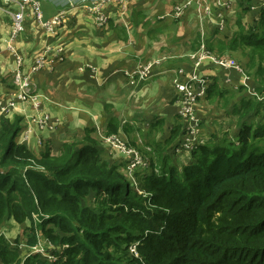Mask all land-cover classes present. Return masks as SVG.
<instances>
[{"label":"trees","instance_id":"16d2710c","mask_svg":"<svg viewBox=\"0 0 264 264\" xmlns=\"http://www.w3.org/2000/svg\"><path fill=\"white\" fill-rule=\"evenodd\" d=\"M213 46L242 50L264 94V6L255 27ZM260 102L242 101L234 113H258ZM23 119L0 115V230L7 219L29 221L26 247L38 243L40 232L64 249L52 261L38 254L22 259L0 235L1 264H264V146L255 144L264 138L263 118L243 123L235 145L200 144L182 168L169 164L159 144L143 146L149 171L136 169L132 180L100 156L91 130L63 142L57 154L49 144L35 154L17 140ZM118 128L133 130L112 117L107 132ZM91 193V204H83ZM135 241L136 256L129 251Z\"/></svg>","mask_w":264,"mask_h":264},{"label":"crops","instance_id":"0c3cea01","mask_svg":"<svg viewBox=\"0 0 264 264\" xmlns=\"http://www.w3.org/2000/svg\"><path fill=\"white\" fill-rule=\"evenodd\" d=\"M72 1L75 0H41L40 6L43 20H48L52 16L60 13L61 23L58 26H54L52 30H46L36 25L33 17L28 15L23 36L21 34L13 42V46L17 49L14 48L15 51L9 48L10 21L0 9V75L3 78V81L0 83V98L2 100L15 96L11 90V86L7 84L8 79H4V73L12 70L16 64V52L18 53V50L21 51L26 46V49L31 50L32 53L34 52L35 55L46 45L52 48V51L45 56L47 58L46 63L48 66H51V69L43 68L30 76V87L34 94L37 93L42 97L40 99L41 104L38 103L39 105L35 107L29 102H22L20 98H16L13 101L15 109H11L12 111L8 112L6 116L12 117L16 114L22 116L26 121L27 115L37 114V112H34L35 110L39 111L44 108L52 116L50 121H53L55 119L54 116L60 115L58 112L60 109L59 106L61 105L57 100L64 101L63 98L65 97L68 98L66 103L69 105L72 103V98L76 95L75 91L71 88L73 87L74 89H80L82 91L81 95L84 98L87 89L93 90L94 96L101 99V101L96 100L98 105H101V109H95L94 111L97 113L90 112L89 114L93 116L94 121L100 119V114L102 116L106 115L107 119L111 113L119 112L115 110L112 104H116L118 107L120 106L118 102L121 101V99L116 101L110 100L107 98V95L114 94L116 98L118 95L120 97L128 96L124 87L128 85L127 89L129 93L131 85L126 71L131 69L130 66L132 65H130V62L137 61V59L160 57L156 51V42H159L160 49L165 48L164 50L167 51V54L173 55L174 53L182 52V50L187 51L188 47L195 46L193 48L195 49L199 46L200 42L208 46V43L217 40L227 41L239 30H247L249 26L255 27L259 12L264 6V0H200L202 4L199 6L200 8H196L193 6L194 0H192V6L185 8L180 16H173L172 12L174 8L187 0H155L156 3H154V0H130L127 2L129 9L128 7L123 9L124 7H118L112 4L108 6L105 4L102 12L107 14L109 22L107 24L105 23L102 27L98 26L101 28L94 31L96 13L86 8L88 3L83 6H75L72 4ZM207 4H210L209 8H206ZM58 49L60 51H57ZM184 54L182 52L180 55H176L178 59L173 60V63H175V67L183 66L189 70L191 69L189 60L187 58L179 59V56ZM161 55L166 57V55ZM169 56L167 55V57ZM25 60L28 61L29 58H25ZM128 60L131 61L128 62ZM163 70V66L155 69L154 75L147 78L148 80L150 78V82L148 80L140 82L142 86L137 84L138 90L143 88V91H145L147 89L146 84L150 87L149 96L144 100V103L148 102L150 107L148 113L151 116L157 115L160 112L167 113L162 118H156L157 123L155 120H149L151 121L147 125L150 128L149 133L155 136L156 134L152 133L154 130L152 128H156L158 122L172 123L173 117L175 119L176 115L178 116V120L181 119L175 106L172 105V98L174 97L175 91L170 78L171 69ZM243 75V73L231 71V82L227 84L222 79L218 80L217 76L215 78L213 77V84L210 85L208 91L210 94H213L215 90L214 85L217 83L219 85H227L220 86L221 90L227 87L230 89L231 87L229 85L232 86L233 90H238L241 86H247L246 78V85H240L237 89L233 87L239 83ZM67 77H69V80H73V83H67L64 86L61 82L65 81ZM15 87L16 85H14ZM255 90L256 86L252 87V91L249 88L250 98H246L245 100L252 99L260 102L256 95H262V93ZM6 91L9 94H6ZM83 102L84 104L86 103V101ZM236 107L233 104L228 109V112L232 111L233 114H237L234 113ZM88 110L84 106V112H82L86 116L82 118L84 122L90 121V118L86 115ZM253 110V119L250 122L254 123L257 115L259 116V121L262 119V109L258 113L255 112V109ZM202 112L203 108L198 112L197 116H202ZM136 113L134 112L133 116L128 119H126L128 116L125 115L120 120V125L125 123L129 124L133 127V130L124 131L119 128L126 138L122 137L129 144L132 141L134 143L133 145L142 143L137 131L140 129L139 126L141 123L148 122H141L139 119V121H136L134 118ZM126 114L130 115L128 112ZM114 116L111 114L110 118L106 121L104 125L106 126V132L108 121ZM178 129L179 132L177 135L179 136L176 137ZM184 129L185 122L180 120L177 122L176 127L173 128V132L171 131L174 134L173 138L170 139L172 137L170 133L163 139L164 143L170 144L172 140H175L172 143L174 144L173 149L178 152L181 140L183 139ZM92 130L89 133L91 138L93 136L91 135ZM107 134H115L118 136L117 133ZM43 135H47V133ZM29 136L28 142L25 143L27 147L31 137H33V132L29 133ZM105 136L107 135L105 134ZM159 139L156 137L155 140H150V142L159 144L161 142ZM86 143L89 142L86 140ZM147 150H151V148ZM41 240L46 239L43 238L39 241Z\"/></svg>","mask_w":264,"mask_h":264},{"label":"rangeland","instance_id":"374dc122","mask_svg":"<svg viewBox=\"0 0 264 264\" xmlns=\"http://www.w3.org/2000/svg\"><path fill=\"white\" fill-rule=\"evenodd\" d=\"M80 0H75L72 1V4L75 6H83L84 4L90 3L94 0H81L80 2H78ZM112 1V0H111ZM108 2V0H104V3ZM174 2V1H173ZM154 3H156V1L154 0ZM162 3V2H160ZM174 4V3H173ZM112 5L114 6H118V7H124L123 9H125L126 7H128L127 5H121L118 2H114ZM108 6H111V4H108ZM189 6H192L191 4ZM194 7H196V5H193ZM129 9V7H128ZM4 14V13H3ZM109 20V19H108ZM178 20V18H177ZM180 20V19H179ZM109 21L106 22V24ZM176 22H181V21H176ZM104 23H100L97 21V19L94 22V31L100 29L102 26H104ZM110 25V24H109ZM181 25V24H180ZM101 26V27H98ZM252 26H249V28H251ZM248 28V27H247ZM244 28V29H247ZM235 32V31H233ZM24 33H22L23 36ZM201 40V39H200ZM200 42V41H199ZM203 43V42H200ZM156 46V51L158 52V55H160L161 60L156 62L154 64V66L151 68L150 74L149 76H153L154 75V70L160 67H164V70H169L171 69V81L173 84V80L174 78H176L177 72L179 70H183V72H191L194 69V64L193 62L188 58L187 54L194 50L193 48L195 47H191V48H187V51L182 50L183 53H185L184 55L179 56V59L182 60L184 58H187L190 62L191 65V69H185V67L183 66H177L175 67V63H173V60L178 59L176 57V55H180L182 52H178V53H174L173 55L171 54H167V51L164 50L165 48H159V42H156L155 44ZM15 49L16 47L13 46ZM205 47L208 51H210L211 53H213L212 55H214L215 57L219 58L218 56H225L227 57L229 60H233L235 63L239 64L240 68H241V72L247 77V86H241L238 90H233L232 86L229 85L231 88L229 89L228 87L225 89H220V86H227L226 84L223 85H219L218 83L215 86V90L213 91V94H209V96L206 95V97L203 100H200L199 102H197L196 104V109H195V113L198 114L199 111H201V109L203 108V112L201 113L202 116H197L198 121H199V132H198V140L204 142V144H208L210 146H217V145H227V146H231V145H235L236 141H237V137H238V131L239 128L241 127V125L243 123L246 122H250L253 118H252V114L254 113V110L252 108H248L246 110H242V115L241 114H233V112H228V109L234 104L237 108L241 109L242 107V100H245L246 98H250V94L248 92V89L250 88V91H252V87L257 86L256 83L254 82V77H253V69L247 68L246 66V55L245 53L240 50V49H236L234 51H230V50H224L223 52H219L217 46H213V50L208 49V46L205 44ZM17 50V49H16ZM185 51V52H184ZM161 54L163 55H170L169 57H163ZM34 55V52L32 53V51L29 49H26V46L23 47L21 49V51L18 50V56L20 57V59L24 60V69H27L28 63L30 59H32ZM25 58H29V60H25ZM157 58V57H156ZM151 59V58H150ZM150 59H141L137 61H131L130 62V68H134L138 62H145L148 61ZM155 59V58H153ZM27 61V62H25ZM84 66V65H83ZM81 66L82 68H85ZM15 67V65H14ZM14 67L12 70H9L7 73H4V79L7 78L8 79V86H11V90L13 91V93L15 94V96L13 97H7L5 99L2 100V98H0V104L2 103L3 105L8 104L10 101H14L16 98H18V88L17 86L14 88V78H13V72H14ZM90 68V67H89ZM51 69V67H50ZM53 71V70H52ZM200 73L206 72L207 74H209V76H207L209 82H211L216 76L218 77V80L223 78V72H221L219 69H217V67L213 66V65H201V67L199 68ZM216 75H213L215 74ZM148 76V77H149ZM214 76V78H213ZM147 77V78H148ZM142 80L140 78H138L137 76L131 81L130 83V91L128 93V89L127 86L124 87L125 91L127 92L126 97L123 96H119L116 98L114 96V94L112 95H107V98H109L110 100L116 101V100H120V106L117 107L116 104H112L113 107H115L116 111H119L118 113H111L113 115H115L119 121L120 124V120H122L125 115H127L128 117H126V119L130 118L131 116H133L134 112H137L135 115V119L136 121H148L147 123H141V125L139 126L140 129H138L137 134L141 140V144L137 143L136 144V149L138 151H140L145 157H147V163L145 165H142V168H139V170H146L149 171L147 168L149 167V163H150V157L149 155L146 154L145 149L147 150L148 147H150L152 150L153 148L156 147V142H150V140H155L156 137L160 138L159 140H161V142L159 143L160 145V149H162V151H164V155H167L169 157V164L171 165H175L178 168H182V166L184 164H188L191 161H193L194 157H192V150L190 151H182L181 149H178V152L174 151L173 149V145L172 144L175 140H172V142L170 144L164 143L163 139L168 136L171 131L173 132V128L176 127L177 122H179L182 119L178 120V116L176 115V118L174 119L173 117V121L172 123L170 122H158V124L156 125V128H152L154 129L152 131V133H155V135L150 134V128L147 127L148 123H151V121L149 120H155L156 118H162L164 116L167 115V113L165 112H160L157 115H153L151 116L148 113L149 110V105L148 102L144 103L145 99L148 98L149 96V89L150 87L147 86L146 84V90L143 91V88L138 90L137 89V84H140V82H145L148 79ZM2 76L0 75V83L3 81L2 80ZM150 82V78L148 80ZM72 84L73 80H69V77L66 78L65 81H62L61 84H63L65 86V84ZM150 84V83H149ZM213 84V81L212 83ZM142 86V85H141ZM174 87V85H173ZM234 87V86H233ZM239 87V86H238ZM14 88V89H13ZM72 90L75 91V96H73V100L72 103L69 105L68 103H66V101H68V98H63L64 101H58L57 102L61 105L59 106V116H53L55 117V119H53L55 121V125L51 126V127H45V128H39L38 125L34 124L35 123V119L34 118H38L42 115H47L48 118L51 119V115L44 109L42 108L41 110L37 111L35 110L34 112H37V114H30L27 115L26 117V121L24 119V122L22 123V130H25L26 128H28L31 125V129H30V133L31 130L33 132V137H31L30 141H29V145L28 147L31 149V151H33L35 154H39V152H41L42 150H44V147L46 144H49V147L51 148V151L55 154H57L60 150L61 144L63 142H67V141H74L76 139H81L83 138V136L85 135L84 133V128H86V130L90 131L91 129V135L92 138L95 140L96 144L95 146L98 148L99 154L100 156L107 160L108 158V162L111 164H118L121 168L122 173L125 175V177L128 180H132V175H127L125 174V167H126V159H125V154H121V151H116L117 149L105 144L104 142V138L103 136L108 135L106 132V126H104L106 124V121L110 118L111 114L107 117L106 119V115H101L100 114V119H98V121H94L93 116H90V112H96L94 111L95 109L100 108L101 109V105H98V102L96 100L101 101V99H98L96 96H94V92L91 89H87L86 91V96L85 98L81 95L82 91H80V89L76 88L74 89L73 87H71ZM210 88V87H209ZM234 89H237L234 87ZM15 90V91H14ZM175 91V88H174ZM256 91V90H255ZM147 92V94L145 95V93ZM6 94H9L7 91L5 92ZM28 93H33L32 88H29ZM28 97V96H26ZM123 97V98H122ZM177 97V93L176 91L174 92V97L172 98V105L175 106L176 110H177V106L175 104V98ZM40 99H42V97L40 96L38 101L40 102ZM150 100V99H149ZM83 101H86V103L84 104ZM39 105V104H38ZM116 105V106H115ZM84 106L86 107V109H89L86 112L87 117H89L90 121L84 122L82 121L83 117H86L85 115L82 114V112H84ZM110 109V108H108ZM114 111V108H113ZM130 113V115L126 114V113ZM262 112L264 113V108L262 109ZM97 113V112H96ZM85 114V113H84ZM105 114H106V110H105ZM203 114H205V116H203ZM175 115V114H174ZM114 116V117H115ZM161 116V117H160ZM213 116V119H212ZM113 117V118H114ZM115 117V118H116ZM262 118V116H261ZM139 119V120H138ZM259 116L257 115L256 118L254 119V123H260L262 122V119L259 121ZM264 121V118H263ZM170 123V124H169ZM25 124V125H24ZM93 124V125H92ZM93 126V127H91ZM148 128V129H147ZM204 130V131H201ZM20 131V133H21ZM37 132V133H35ZM179 132V129L177 130L176 133V137H178L179 135H177ZM20 133L18 134V137H20ZM47 133V135H43ZM118 134V138L120 141L124 142L125 144L129 145L128 141L125 139L126 137L122 134L123 132H121V129L116 132ZM172 134V133H171ZM125 138H123V137ZM171 136V135H170ZM17 137V138H18ZM19 140V138L17 139ZM256 145L259 146H264V138L261 140H257L255 142ZM155 145V147H154ZM145 146V149L142 150V147ZM142 150V151H141ZM159 150V148H158ZM156 158V157H153ZM136 171V170H135ZM93 194L91 193V195L86 198L83 199V204L85 203H89L91 204V200L93 198ZM27 224H29V221L24 222L23 224H18L16 223L14 220L12 219H7L5 220V222L3 223L1 230H0V235H3L5 239H7L10 242V246L14 247L17 246L19 254L21 256V258H24V255L30 250V247H26V245L24 244V227L27 226ZM39 235V240L43 239V236L41 235V233H38ZM137 242L135 241L134 243H132V245L130 246V253L134 256H136L137 253V246H136ZM37 245H41L44 249L37 253L41 258L44 259H48L50 261L54 260L57 258V255L59 253L62 252V250L64 249V246H53L50 243H48L46 240H41L38 241ZM1 264V263H0Z\"/></svg>","mask_w":264,"mask_h":264},{"label":"built area","instance_id":"2783aa9c","mask_svg":"<svg viewBox=\"0 0 264 264\" xmlns=\"http://www.w3.org/2000/svg\"><path fill=\"white\" fill-rule=\"evenodd\" d=\"M128 1L130 0H108V2L104 3V0H94L88 3L86 8L89 11L96 13V19L98 22L105 24L108 21V16L106 13L102 12L103 6L105 4H113L114 2H118L121 5H127ZM191 2L192 0H187L178 4L174 8L172 15L180 16L184 9L191 4ZM40 3L41 0H0V9L10 21V32L8 39L9 48L11 50L15 51L13 42L17 37L24 33L26 29V18L28 15L33 17L36 25L46 30H52L54 26H58L61 23L60 13L52 16L48 20H43ZM194 4L196 5V8H198L202 2H200V0H194ZM209 6L210 4H207L206 8H209ZM51 51L52 48L49 45H46L42 50L33 55L29 62H27L29 63L27 69L23 68L24 60H21L18 56V53L16 52V64L14 67L13 78L14 84L18 88V98H20L22 102H29L35 107L38 106V99L40 95L37 93H28L30 88V76L43 68H50V66H48L46 63L47 58L45 56ZM57 51H60V49ZM212 54L213 53L206 49L204 43H200L197 48L187 54L188 58L194 64L193 71L186 73L183 72V70H179L177 72L178 76H176V78L173 80V85L177 93V97L175 98L177 112L180 118L185 122L184 135L179 147V149L182 151H190L195 149L200 144H204L203 140H198L200 125L197 114L195 113V109L197 105L196 103L206 97L211 82H209L207 78L209 74L206 72H204V74L200 73L199 68L201 65H213L217 67V69L223 72L222 81L226 84L231 82V71L242 73L239 64L235 63L233 60H229L225 56H218L219 58H217ZM160 60L161 57H157L145 62H138L134 68L126 71L129 82H131L136 76L142 80H145L149 76L151 68L156 62ZM213 75H216V73ZM246 78L247 77L243 75V78L237 85L235 84L234 87L238 88L240 85H246ZM256 97L263 103L264 106V94L256 95ZM11 109H15V104L13 101H10L6 105L0 104V115H7L8 112L12 111ZM262 118H264V113ZM34 119V124H37L39 128L51 127L52 125H55L54 120L50 121V118H48V116L45 114ZM30 129L31 125L25 130L21 131L19 142L29 140ZM103 137H105V144L117 149L116 151H121V154L124 153L126 155L125 159L127 162L125 174L130 176L136 169L142 168V165L147 163V157H145L135 147L120 141L117 135L110 134ZM37 244L30 247V250L24 255V258L31 254H37L44 249L41 245Z\"/></svg>","mask_w":264,"mask_h":264},{"label":"bare ground","instance_id":"6f19581e","mask_svg":"<svg viewBox=\"0 0 264 264\" xmlns=\"http://www.w3.org/2000/svg\"><path fill=\"white\" fill-rule=\"evenodd\" d=\"M51 67V66H50ZM38 72V71H37ZM23 142H28V141H23Z\"/></svg>","mask_w":264,"mask_h":264}]
</instances>
